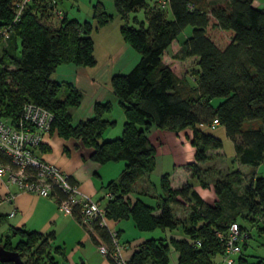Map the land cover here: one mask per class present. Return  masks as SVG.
Listing matches in <instances>:
<instances>
[{
  "label": "trees",
  "instance_id": "obj_1",
  "mask_svg": "<svg viewBox=\"0 0 264 264\" xmlns=\"http://www.w3.org/2000/svg\"><path fill=\"white\" fill-rule=\"evenodd\" d=\"M16 2L0 0V30L11 28L0 51V117L16 120L24 103L48 111L53 117L49 133L91 150L89 159L98 165L124 163L118 177L103 188L111 195L104 207L107 219L131 221L139 232L158 229L183 236L145 240L128 264H169L171 251L178 253L177 264H214L224 250L217 234L225 233L232 224L248 233L235 261L247 264L243 250L252 230L264 234V177H253L241 191L243 174L225 173L213 183L214 204L205 202L190 182L173 189L169 173L160 176L157 197L136 193L134 187L142 178L149 179L155 169L156 152L147 137L150 128L191 131L194 160L185 168L202 188L206 184L200 178L201 164L220 153L222 142L199 125L211 128L217 120L240 165L256 169L264 163V9L254 7V0H223L224 5L168 0L170 19L157 2L155 8L146 10V27L122 28V41L140 58L129 72L110 79L111 93L125 122L119 138L100 142L102 134L115 124L104 119L110 104L94 103L90 118L72 124L67 111L79 107L82 94L51 78L58 66H95L90 24L67 19L64 14L53 25L48 21L50 5L32 0L11 25ZM112 3L122 17L146 5L145 0ZM91 11L99 27L108 24L110 15L101 2ZM187 27L192 28L191 35L179 43L178 37ZM189 75L193 86L187 82ZM61 89L64 95L59 99ZM214 99H219L215 107L211 105ZM175 207H188L189 214L176 218ZM87 232L95 245L108 249L106 258L116 264L108 231L96 222ZM11 235L20 240L10 245L11 237H5L0 239V247L17 253L23 264H53L50 234L14 230Z\"/></svg>",
  "mask_w": 264,
  "mask_h": 264
},
{
  "label": "crops",
  "instance_id": "obj_2",
  "mask_svg": "<svg viewBox=\"0 0 264 264\" xmlns=\"http://www.w3.org/2000/svg\"><path fill=\"white\" fill-rule=\"evenodd\" d=\"M44 1L50 5V11L51 9H54L55 11L61 13V15L64 14L62 11L57 9V6L62 3V0H43V2ZM64 1L67 2L68 0ZM69 1H71V3L74 5H78L79 3L87 1L90 5L89 10L92 9V6L96 2H101L102 4L106 2L105 0ZM109 1L110 0H107V2ZM202 1L207 4L210 2L209 0ZM257 8L264 9V0L259 2ZM113 50L115 52H113V54L102 64V66H100V68H96L93 73L87 72L93 70H86L85 68L75 67L73 65H62L58 66L51 76L55 83H67L82 94L79 107L74 109L71 113L72 124H77L79 121L90 118L92 116V108L94 103L106 101L107 96L109 94L112 95L110 89V79L112 76L116 74H124L125 72L130 71L139 61V55L127 44L122 43L121 41L116 43V47ZM187 82H189V79ZM205 126L207 129H212L210 126ZM199 129L204 131L201 126H199ZM181 135L190 141V130H184L176 134L150 128L147 133V137L155 148V169L150 178H146L144 183L147 184V188L145 186V189H142L141 193H146V195L149 197H157L158 192L156 187L149 186L151 179L153 177L160 178L161 175L170 172L169 174L171 175L169 176V181L171 184V176L179 168L183 169L185 175L180 176L181 178L178 179L177 185L182 180H185V183L190 181L189 173L186 172L185 167L188 163L192 162V158L194 160V157L188 158L191 153L194 154V149H192L191 146H186L182 138H179ZM101 141L109 140H106V138L103 139L101 137L100 142ZM167 144L181 147V150L184 152V157L182 155H178V153L177 157L179 159H182L183 157L182 160L186 161H182L176 165V157L174 159V153L168 149ZM80 147L81 146L74 140H62L57 137L55 133H48L42 138V144L38 149V153H40L38 155L35 153V155L45 163L60 170L65 176L68 177L69 180L76 183L84 194L94 201L95 199H93V196L95 195L96 191L95 187H93L92 178H94V176H98V172L102 171L104 167H107L109 164L98 165L90 161L89 155L91 150L86 149L84 155L81 156V168L77 170L74 167H68V158L75 159ZM185 155L187 156L185 157ZM232 159V163H235L234 166L236 167V169H233V171H239L243 174L244 184L245 177L250 178V180L253 177H263L261 174H264V163L258 166L256 169L246 166L251 169V171H247L249 173L246 174V172L244 173L241 170L243 169L242 166L244 167V165H240L234 156ZM77 161H80V159L77 158ZM164 166L170 168L171 171H162L161 168ZM120 167L122 170L123 165L121 164ZM81 169L84 170L83 173L81 172ZM119 171L120 168H115V177H109L111 179L108 182L115 180L119 175ZM2 184L3 182L0 181V216H2L0 219V232L5 233L4 236H10L12 242L14 240H20L17 235L12 237L11 234L14 230L50 234L52 237L49 242V258L53 264H111L106 256L99 252L98 246L91 241L87 230L78 222L77 218L57 212L56 205L51 199L42 198L31 193L19 192L14 186H6V188H4ZM193 186L194 190L205 202L208 204L215 203L217 197L214 194L212 188H209L210 185L205 188H201L200 186L198 187L195 184ZM101 188L103 187H100V189ZM6 193L15 194L14 199L10 203L1 201V198L5 196ZM105 194L100 197V199L95 201H99L102 207L106 203V200L104 199ZM131 199L133 200L132 196ZM148 201L150 202L149 199ZM175 211L176 210L174 209V212ZM155 214L157 215L158 212ZM121 223L122 221L108 220V227L112 232L116 233L118 243L123 248V257L128 261L137 246L149 238L145 234L149 232H139L133 226V231L135 229L137 233H134L135 235L133 240L126 241L124 244L120 242L122 236L124 235L125 228L121 226ZM128 227L130 228V226ZM166 233V239L172 237L176 239L183 238L179 232H177L178 234H176V232ZM1 235L0 239H2ZM171 253L173 258L171 263L177 264L178 253L175 251H171Z\"/></svg>",
  "mask_w": 264,
  "mask_h": 264
},
{
  "label": "built area",
  "instance_id": "obj_3",
  "mask_svg": "<svg viewBox=\"0 0 264 264\" xmlns=\"http://www.w3.org/2000/svg\"><path fill=\"white\" fill-rule=\"evenodd\" d=\"M31 1L18 0L15 3L11 25L17 22L22 9ZM167 2L168 0H159L158 5L165 7ZM51 11L55 17L61 18L59 12L54 9ZM10 31V26L0 30V42L8 38ZM52 118L51 113L32 103L22 104L14 121L0 117V181L3 182V187L14 186L19 192L51 199L57 212L77 218L86 230L97 222L110 235L115 263L128 264L123 257V248L118 243L116 233L108 227L105 209L100 203L84 194L76 183L56 167L35 155L42 144L43 136L49 133ZM218 125L219 122L213 120L211 128ZM14 197V193H6L1 201L10 203ZM105 197L110 199L111 195L106 193ZM217 237L223 243L224 250L214 264H235L236 257L241 252L242 242L248 239V233L242 232L236 224H232L225 233H218ZM98 249L101 254L107 255L106 247L99 246Z\"/></svg>",
  "mask_w": 264,
  "mask_h": 264
},
{
  "label": "rangeland",
  "instance_id": "obj_4",
  "mask_svg": "<svg viewBox=\"0 0 264 264\" xmlns=\"http://www.w3.org/2000/svg\"><path fill=\"white\" fill-rule=\"evenodd\" d=\"M105 1L106 2H104L103 5L105 7L106 12L110 15V19H109L108 24L103 26V27H99L97 25V23H95L93 21L91 10H89L90 5L87 1L79 3L78 5H74L69 0L67 2L62 0V3H60L59 6H57V9L62 11V13H64L66 15L67 19H75L76 21H78L80 23L88 22L90 24L89 37L92 41L93 57H94V60L96 61V64L94 67L86 68V70H93V71H87L89 73H93L96 68H100V66H102V64L113 54V52H115L113 49L116 47V43H118L120 41L122 43H124L122 41L123 36L121 34L122 28L138 29L141 25L146 27V25H147L146 10L148 11L150 9L155 8L157 2H159V0H145V4H146L145 7L140 8V9L122 17L115 12L112 0H110L111 2L110 1L107 2V0H105ZM209 1L216 3V5H218V4L224 5L223 0H209ZM260 1L261 0H254L253 6L258 7ZM158 7L160 9H162L163 13L168 15V18L170 19L169 14H168L169 12H168V10H166V6L160 7V5H158ZM48 14H49L48 21L50 23H52L53 25H56L60 18H58L57 16L55 17L53 15L52 11H51V13L48 12ZM63 15H61V13H60V17H62ZM191 31H192L191 27L185 28L183 30V32L178 37L179 43H183L185 41V39H187L191 35ZM5 45H6V41H4L2 44H0V51L2 48H4ZM127 72H129V71H127ZM127 72H125V73H127ZM188 79H189L188 84L190 86H193L194 83H193V80L190 78V75H189ZM63 95H64V92L61 89L59 94H58V98L62 99ZM105 102H108L110 104L111 109H110L109 113L104 115V119L108 120V121H114L115 124H114L113 128H109L108 130H106L102 134V138L103 139L106 138V140L110 141V140L119 138L121 136L123 124L125 122V118H124V114L122 112V109L119 107L117 99L113 94L112 95L109 94L107 96ZM218 102H219V99H214L211 102V105L213 107H215L218 104ZM73 110L74 109L68 110L67 111L68 114L71 115ZM71 118H72V115H71ZM199 126H201V128L204 131H206L207 133H210L213 136H215L216 138L220 139L222 142V149L220 150L221 153H219L218 155H215V153H213L214 155L212 157H210V160L201 164V169H202L201 175H200L201 181H203L206 184V187H208V185H210L209 188H212V190H213V183L215 182L216 179H219L225 173H227L229 171H233V169L234 170L236 169V167L234 166L235 163H232L233 162L232 158L234 156V148H233V144L231 143V141L226 137L225 129L223 126H217L213 130L207 129L205 125H199ZM179 138H182L183 142H185L187 147L191 146L190 141L188 139H186L184 136L181 135V137H179ZM167 147L171 152L174 153V159L176 157V159H175L176 165H178L177 163H180L182 161H186V160H182L184 157L183 156L184 152L181 150V147L176 146V145H169V144H167ZM86 149L87 148L80 147L77 155L75 156V159L68 158V160H67L68 165L67 166L68 167H74L77 170H79L81 168V156L84 155V152ZM192 149H194V148L192 147ZM39 153L37 151L36 155H38ZM158 153H159V151H158ZM177 153H178V155L183 156L182 159H179L177 157L178 156ZM191 155H189L188 158L194 157L193 153H191ZM186 156L187 155H185V157ZM77 158L80 159V161H77ZM191 161H193V158ZM108 164L109 165H107V167H104V169L102 171L98 172V174H97L98 176H94V178H92L93 187H95V191H96L95 195L93 196V199H95L94 201H96L97 199H100V197H102L105 194V190H102V189L105 188L106 183L111 179L109 177L114 176L115 168H120V171H121L120 166H121V164L124 165V163H122V162L108 163ZM242 168L243 169H241V170L244 173L246 172V174L249 173L247 171H251V169L246 167V166H244V167L242 166ZM161 169H162V171H167V170L171 171V169L167 168L166 166H164ZM120 171H119V173H120ZM81 172L83 173L84 170L81 169ZM186 172L189 173L187 170H186ZM181 175L182 176L185 175V172L183 171L182 168L181 169L179 168L175 173L172 174L170 186L173 189L180 188L181 186H183V184H185V182H184L185 180H182L177 185L178 179L181 178L180 177ZM189 176H190V173H189ZM261 176L264 177V174H261ZM145 180H146V177L142 178L141 180H139L136 183V185L134 187L135 192L140 193L142 191V189H145V186L147 188V184L144 183ZM188 182H190L192 185L195 184L196 186H198V187L200 186L202 188V186L199 184V182H197L195 180L190 179V181H188ZM249 182H250V178L245 177V184L242 182L239 189L242 191V189L245 186H247ZM151 183H152V186L156 187V189L158 190L159 178L153 177L151 179ZM100 187H103V188L100 189ZM240 190H239V193H241ZM105 200L107 203V199H105ZM106 203H105V205H106ZM105 205L102 208H104ZM174 209L176 210L175 212H174ZM173 213H174V216L176 218L183 219V218H186V216L189 214V209H188V207H175V208H173ZM121 226L125 227V228H124V235L122 236L120 242L125 244L126 241H131L134 239V235H135L134 233H137V231L135 229H134L135 232L133 231V224L131 221H124L123 220L121 223ZM128 226H130V228ZM166 232H168V231H161V230L157 229V230L151 231L149 233H145V234L149 237L148 239H160V238H166L167 237ZM1 234H3V235H1ZM4 234L5 233L0 232L2 239L5 237H9V236H4ZM176 234H178V233L176 232ZM8 241H9L10 245H14L18 240L17 241L14 240L12 242V239L9 238ZM246 245H247L246 248L243 250V256H244L247 264H258V263L264 264V234H259L257 232V230H252L251 238L247 241ZM172 260H173V258H172V253H171L170 254V263L172 262ZM171 264H173V263H171Z\"/></svg>",
  "mask_w": 264,
  "mask_h": 264
},
{
  "label": "water",
  "instance_id": "obj_5",
  "mask_svg": "<svg viewBox=\"0 0 264 264\" xmlns=\"http://www.w3.org/2000/svg\"><path fill=\"white\" fill-rule=\"evenodd\" d=\"M4 263L23 264L17 253L4 250L0 247V264Z\"/></svg>",
  "mask_w": 264,
  "mask_h": 264
}]
</instances>
